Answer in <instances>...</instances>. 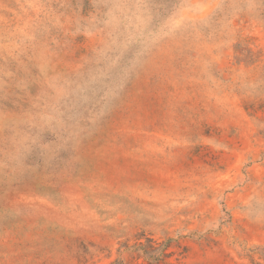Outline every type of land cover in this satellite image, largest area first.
<instances>
[{"label":"rangeland","instance_id":"1","mask_svg":"<svg viewBox=\"0 0 264 264\" xmlns=\"http://www.w3.org/2000/svg\"><path fill=\"white\" fill-rule=\"evenodd\" d=\"M0 264H264V0H0Z\"/></svg>","mask_w":264,"mask_h":264}]
</instances>
